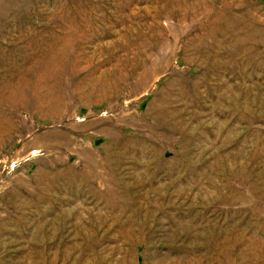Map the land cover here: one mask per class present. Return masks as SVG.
Instances as JSON below:
<instances>
[{
	"label": "rangeland",
	"instance_id": "374dc122",
	"mask_svg": "<svg viewBox=\"0 0 264 264\" xmlns=\"http://www.w3.org/2000/svg\"><path fill=\"white\" fill-rule=\"evenodd\" d=\"M0 264H264V0H0Z\"/></svg>",
	"mask_w": 264,
	"mask_h": 264
}]
</instances>
